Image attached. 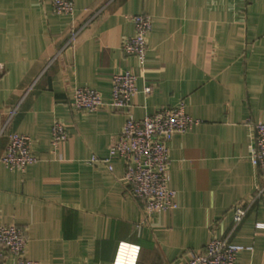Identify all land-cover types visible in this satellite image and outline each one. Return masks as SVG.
Listing matches in <instances>:
<instances>
[{"label":"crops","instance_id":"1","mask_svg":"<svg viewBox=\"0 0 264 264\" xmlns=\"http://www.w3.org/2000/svg\"><path fill=\"white\" fill-rule=\"evenodd\" d=\"M72 1L64 15L50 0H0V158L9 132L27 135L37 158L24 171L0 162V225L21 227L26 258L40 264H184L230 234L235 205L264 183L249 125L264 123V0ZM135 14L152 18L143 62L121 49ZM126 70L137 77L135 119L183 105L197 121L168 144L171 212L145 213L120 158L89 162L107 158L123 130L126 111L108 104L112 75ZM81 87L105 106L74 110ZM55 121L67 138L52 148ZM229 238L236 264H264V200Z\"/></svg>","mask_w":264,"mask_h":264},{"label":"built area","instance_id":"2","mask_svg":"<svg viewBox=\"0 0 264 264\" xmlns=\"http://www.w3.org/2000/svg\"><path fill=\"white\" fill-rule=\"evenodd\" d=\"M55 14L71 15L74 12L72 0H50ZM214 1V0H209ZM128 18L134 25V34L126 38L121 46L122 51L135 56L143 62L148 51L147 35L152 29V18L148 14L130 15ZM137 77L130 71L116 72L111 77V101L108 104L113 110H125L126 120L121 133L115 137L109 148L108 157L99 159L92 156L90 163H108L113 158L123 161V182L129 186L131 194L144 204L147 215L167 213L178 207L176 191L169 187V149L168 144L175 135L185 134L193 128L197 121L184 110L183 105L175 108H161L152 115L137 120L130 113L131 100L137 92ZM150 92V88H145ZM71 106L81 113H95L105 103L101 95L94 89L81 87L73 92ZM14 110L6 115L7 125ZM253 144L251 146V162L258 172L264 174V123L249 124ZM8 141L0 162L10 170L24 171L36 162L37 158L31 150V139L17 132H9ZM67 138L64 125L58 121L51 126L52 148L57 147ZM264 200V183L256 188V193L247 202L235 205L232 217L233 230L242 222L252 203ZM230 234L212 238L200 251H189L184 264H236L239 248L230 242ZM27 237L25 231L16 225H0V264L7 256L14 264H40L26 258Z\"/></svg>","mask_w":264,"mask_h":264}]
</instances>
